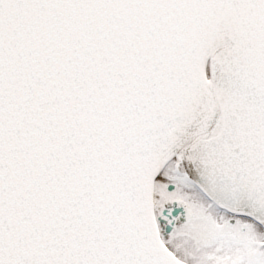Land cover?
Wrapping results in <instances>:
<instances>
[{
  "label": "snow or ice",
  "instance_id": "1",
  "mask_svg": "<svg viewBox=\"0 0 264 264\" xmlns=\"http://www.w3.org/2000/svg\"><path fill=\"white\" fill-rule=\"evenodd\" d=\"M0 264H264V0H0Z\"/></svg>",
  "mask_w": 264,
  "mask_h": 264
}]
</instances>
